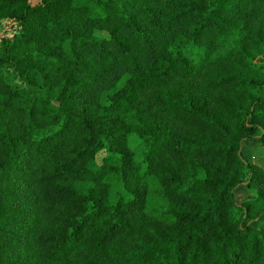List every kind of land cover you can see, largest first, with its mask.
<instances>
[{
	"label": "trees",
	"instance_id": "1",
	"mask_svg": "<svg viewBox=\"0 0 264 264\" xmlns=\"http://www.w3.org/2000/svg\"><path fill=\"white\" fill-rule=\"evenodd\" d=\"M8 19L0 264H264L243 152L264 148V0H0Z\"/></svg>",
	"mask_w": 264,
	"mask_h": 264
},
{
	"label": "rangeland",
	"instance_id": "2",
	"mask_svg": "<svg viewBox=\"0 0 264 264\" xmlns=\"http://www.w3.org/2000/svg\"><path fill=\"white\" fill-rule=\"evenodd\" d=\"M32 4H36L39 2V0H31ZM12 30V24H6L5 28L0 31V38H4L3 36H6V30ZM98 35L105 36L106 34L104 32H96ZM140 139L137 136H133L131 138V147L136 150V157L138 159H141L140 155ZM243 152L245 155V158L253 163H256L258 165L264 166V148L258 144L256 140H249L245 143ZM103 154L98 156V160L101 161ZM256 197V193L252 190H249L245 187L240 188L236 192V199L238 202H243L247 199H253Z\"/></svg>",
	"mask_w": 264,
	"mask_h": 264
},
{
	"label": "built area",
	"instance_id": "3",
	"mask_svg": "<svg viewBox=\"0 0 264 264\" xmlns=\"http://www.w3.org/2000/svg\"><path fill=\"white\" fill-rule=\"evenodd\" d=\"M6 24H12V28L13 29L12 30H9V29L6 30L5 31L6 32V36H3L4 38H0V42H2L5 39H12V38H14V36L20 30V27H19L17 21L8 19V20H4L1 23V25H0V31H2L5 28Z\"/></svg>",
	"mask_w": 264,
	"mask_h": 264
},
{
	"label": "crops",
	"instance_id": "4",
	"mask_svg": "<svg viewBox=\"0 0 264 264\" xmlns=\"http://www.w3.org/2000/svg\"><path fill=\"white\" fill-rule=\"evenodd\" d=\"M256 164V163H255ZM262 166V165H261Z\"/></svg>",
	"mask_w": 264,
	"mask_h": 264
}]
</instances>
